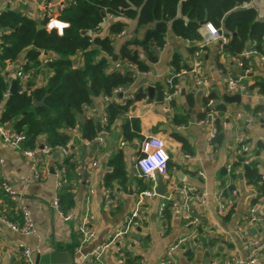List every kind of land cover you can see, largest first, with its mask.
I'll list each match as a JSON object with an SVG mask.
<instances>
[{
    "label": "crops",
    "instance_id": "0c3cea01",
    "mask_svg": "<svg viewBox=\"0 0 264 264\" xmlns=\"http://www.w3.org/2000/svg\"><path fill=\"white\" fill-rule=\"evenodd\" d=\"M9 1L0 0V14L12 10L41 22L45 6L50 8L53 17L57 18L60 15L57 13L59 8L72 0H13L11 3ZM249 6L255 7L259 12V18L264 20V0H251ZM119 20L128 26L126 34L115 39L117 49L131 39H143L148 27L138 28L135 20ZM111 22L112 20H106L100 36L109 34L108 27ZM58 25L56 22L50 23L46 29L50 31ZM199 32L202 36V31ZM190 45L188 41L174 36L169 30L165 46L157 50V62L150 63L145 53L137 48L140 59L149 65L150 70L140 71L133 84L113 97L110 103L125 105L139 92H146L148 96L142 101H136L130 111L111 126L102 146L87 147L85 140L81 138L80 125L76 130L69 131L71 140L74 141L71 155L65 158L55 149L43 161V166L50 169V173L41 181L29 180L24 183L23 180L30 174V161L20 152L6 148L0 140V201L4 202L5 209L10 212L8 199L1 189V183L7 181L26 198L39 234V238L23 235L0 223V264H11L9 255L16 258L19 245L39 251L34 255L37 264H75L74 252L81 245L77 226L82 220L91 188L95 191L90 206L96 217L97 235L83 251L91 252L106 242L120 230L125 219L131 216L139 200L141 192L137 180L141 177L136 172L135 160L142 155L141 149L150 137H157L166 142L171 157L169 175L173 183L176 186H193L199 192L206 191L208 202L205 206L195 208L191 220H186L178 213H172L171 220L166 224L159 215L163 197L147 200L148 207L138 220L136 228L120 241L110 245L104 255L103 264H122V254L125 253L145 260L146 264H159L168 248L182 238L186 239L183 249L175 254L179 264H228L232 258L248 264V260L253 257L257 258L256 264H264V199L257 204L261 220L251 222L246 218V212L257 197V192L254 187L246 184L242 167L234 169V164L238 162L237 139L240 135L246 136L252 150L256 148L257 142H264V112H260L262 116H258L259 113L255 116L251 112V109L257 107L264 108V96L260 94L259 88L250 89L257 78L264 80V63L257 57L252 58V69L246 74L238 67L235 59L220 55L216 42L208 46L204 56V70L218 104H225V112L223 115L221 112L220 114L226 120L223 141L219 144H210L206 132L198 126V120L203 117L202 108L206 100L203 92L196 88L189 77L184 80L182 96L175 98L170 104L156 101L157 86L164 85L172 67L173 57L179 54L190 65L193 59L188 51ZM25 59L24 53L16 64H23ZM4 72L9 75L12 86L17 80L15 70L6 67L2 72L0 69L1 74ZM50 76V69L44 68L38 85L44 86ZM228 76L242 77L244 83L249 86L250 95L242 97L241 104H228L223 100L225 95H229L226 86ZM150 87L155 89L153 98L149 96ZM190 94L195 98L193 104L187 98ZM105 107L104 98L99 97L85 111L84 117L92 118L97 123ZM239 112L245 113L241 119L237 118ZM177 116L179 120L187 119L188 122L178 124L175 122ZM251 116L255 118L254 121H250ZM134 119L141 122L143 140L126 142L123 125L125 122L131 123ZM174 134L181 135L186 144L176 140ZM38 142L40 147L46 145L44 137ZM122 142H125L124 147H121ZM119 151H123L125 155L129 182L126 187L117 183L106 187L105 176L113 171L109 162ZM68 158L75 166V169L71 170V175L69 174L70 178L75 179L80 175L83 182L77 191H72L75 195V207L69 212L73 215L72 219L66 221L53 206L54 200L60 194L55 187L56 177L53 169L59 164L65 165ZM93 159L98 161L97 169L89 168ZM258 162L261 173L264 174V160L260 158ZM229 165H232L230 172L227 170ZM232 187L238 192L235 205L230 211L220 213L219 203H225L231 197ZM106 191L115 200L110 208L105 207ZM217 194H221V197L219 198ZM246 240L254 242L255 245L247 247ZM188 253H191V259L188 258Z\"/></svg>",
    "mask_w": 264,
    "mask_h": 264
},
{
    "label": "trees",
    "instance_id": "16d2710c",
    "mask_svg": "<svg viewBox=\"0 0 264 264\" xmlns=\"http://www.w3.org/2000/svg\"><path fill=\"white\" fill-rule=\"evenodd\" d=\"M250 2L251 0H72L60 11L59 19L69 24L62 33L56 29L38 30V25H48L47 19L37 22L24 13L4 11L0 14L2 72L8 64L19 62L24 53L28 60V63L23 65L26 72L32 68L40 72V58L43 55L54 56L55 60L42 68L51 71V76L44 86H39L35 77L26 84L17 80L18 91L9 94L8 98H5V95L11 88L9 75L6 72L0 73L2 120L10 122L16 131L26 136L23 148L27 150L39 148L38 140L41 137L45 138L46 145L54 149L64 146L71 140L69 131L78 125L81 138L92 140L98 135L96 123L92 118L84 117L85 107L92 106L94 100L99 97H111L115 90L129 88L134 82L130 72H120L114 68V57L118 56L117 60L136 64L139 71L147 72L150 67L140 59L137 48L145 53L150 63L157 62V50L165 46L169 30L174 36L191 44L188 51L192 56L198 48V43L203 40L199 32L203 22L221 28L229 38L228 44L225 45L226 57L241 58L243 71L252 69L251 59L243 58L242 54L249 49L264 53V20L259 18L255 7L246 6ZM109 16L112 17L108 27L109 34L100 36ZM119 19L135 20L138 28L148 27L143 39H131L117 49L115 39L128 26ZM172 66L176 71L189 67L179 54L173 57ZM255 88H259L260 94L264 96L263 79L257 78L255 84L250 87L252 90ZM164 90V85L157 86L158 103L164 102ZM147 96L148 93L139 92L134 100H128L125 105L110 103L107 107L109 123L105 129L109 131L118 119L130 111L136 101H142ZM187 98L194 103L193 94ZM211 98L217 97L212 94ZM44 99V105L35 104ZM246 108L250 110L249 107ZM217 109L223 115L225 104H218ZM251 112L257 116L258 113L264 112V108L257 107L251 109ZM175 122L186 124L188 121H181L177 116ZM223 123H226L225 117L220 115L219 133L213 144L223 141ZM123 131L126 142L143 140L141 122L138 119L131 123L125 122ZM174 138L186 144L181 135L174 134ZM255 147V155L259 156L264 152V142H257ZM109 164L113 171L105 176L106 187L114 183L126 187L129 174L124 152L119 151ZM65 166L71 175L75 166L69 158L65 161ZM237 167H242L246 184L256 189L257 197L252 205H257L264 199V181L259 162L245 165L243 159H240L234 164V169ZM232 175L237 177L233 173ZM137 181L139 192L153 187V182L144 178ZM233 189L234 187L230 191ZM58 198L64 214H68L75 207V195L69 188H64ZM13 210L12 208L8 212L9 217L13 222L21 224V218ZM171 216L172 211L168 207L161 219L167 224ZM124 256L122 264H135L140 260L131 253H125ZM187 256L192 258L191 253Z\"/></svg>",
    "mask_w": 264,
    "mask_h": 264
},
{
    "label": "built area",
    "instance_id": "2783aa9c",
    "mask_svg": "<svg viewBox=\"0 0 264 264\" xmlns=\"http://www.w3.org/2000/svg\"><path fill=\"white\" fill-rule=\"evenodd\" d=\"M10 0L9 2L11 3ZM248 6V4L246 5ZM65 6H61L59 8L60 11ZM44 14L41 15V21L45 19L48 20V24H52L54 22L59 25L56 28L60 33L66 29L69 24L60 20V15L55 18L53 17V13L48 7H44ZM109 20H112V17L109 16ZM202 31L203 40L198 43L197 50L192 55L193 59L188 65L189 67L183 69L181 71H176V69L172 66L170 68L169 75L165 78L164 81V102L165 104H170L175 98L180 97L184 93V80L186 77H189L190 80L194 83L196 88L200 89L205 97L206 103L202 108L203 117L198 120V126L201 130L206 132V136L208 142L212 144L216 139L219 130H218V120L220 118V111L217 109L218 102L216 99L211 98L212 90L210 85V80L208 76H206L204 70V56L206 54V50L211 43L216 42L219 47V53L221 56L225 55V45L228 44L229 38L225 35L224 31L221 28L215 27L211 23H206V25L202 26L200 29ZM126 30H124L119 36L122 37L126 34ZM2 31L0 30V44L2 42L1 39ZM189 43V42H188ZM242 57L245 59H251L257 57L261 62L264 63V53H259L255 49H249L244 51ZM41 68L40 72H38L35 68H32L29 72L25 71L24 64L28 63V60L25 59L23 64H8L7 69H14L16 73L17 80H20L22 84L28 83L34 77L36 79H40L42 75V68L47 67L48 64L55 60L54 56L43 55L41 56ZM238 67L240 69L243 68V62L241 58L235 59ZM114 68L120 72H130L134 80L136 76L140 73L138 66L133 64L127 60H116L114 61ZM46 69V68H45ZM246 74L250 72V69L244 71ZM39 81V80H38ZM226 86L227 91L230 96L240 95L241 97H248L250 95V89L247 84L244 83L242 77H231L228 76L226 78ZM123 89H118L113 92L111 97H103L106 102L105 110L102 116L99 118V122L102 127L101 133H98L97 137L92 140H85V144L89 148H94L95 146H102L105 142L106 137L109 135V131L105 129L109 123V118L107 114V107L110 104L113 97H116L118 94L123 92ZM9 93L5 95V98L9 97ZM135 95L131 97V99H135ZM89 107H85V111ZM3 108L0 107V140L2 144L13 151L20 152L30 161V174L29 176L23 180L24 183H27L29 180L41 181L46 175L50 173V169L43 166V161L46 157H48L55 149L48 146L43 145L42 147L36 148L34 150H27L23 148L24 143L26 142V136L13 128V125L10 122H4L2 120ZM245 113L239 112L237 114V118L241 119ZM258 116H262L259 113ZM255 118L251 116L250 121H254ZM223 127H226V123H223ZM78 127L76 126L74 129L76 130ZM73 130V129H72ZM70 130V131H72ZM238 142V150L237 156L238 160L243 159V164L248 165L254 161H258L260 158L264 160V152H261L259 156L255 155L249 144L247 143V138L244 134L240 135L237 139ZM74 141L70 140L66 145L60 146L56 148V150L60 151L61 154L67 158L71 155V151L73 149ZM125 146V142L121 143V147ZM142 155L138 156L135 160V168L139 177L146 179L147 181L153 182V187L149 190H144L140 193L139 200L136 203L135 209L132 212L131 216L125 219L120 230L115 232L110 238L93 249L91 252L85 253L83 248L91 243L96 238V217L94 216L91 210V197L95 193L94 189L89 190V196L86 200V209L84 211L83 217L79 225L77 226V232L81 236V245L75 249V264H103V258L105 253L107 252L110 245L114 242H118L124 237L127 233L132 231L138 225V220L145 212L148 207L147 200L154 199L158 197L155 192V176L156 174L161 175L167 181V192L163 197V202L159 208L160 217L163 215L164 211L170 207L172 213H178L183 216L186 220H191L193 218V213L196 207L205 206L208 202V193L206 191L199 192L195 187L190 185H182L176 186L173 183L169 175V163L171 160L170 154L168 152V148L166 142L163 139L157 137H150L147 141H145L144 148L141 149ZM162 161V162H161ZM98 161L93 159V161L89 164V168L97 169ZM232 169V165L227 166V170L230 172ZM54 175L56 177L55 187L58 192H61L64 188H69L71 191L75 192L78 190L79 186L82 184L83 180L80 178V175L75 179L70 178L67 167L64 164H59L55 166ZM203 175V174H202ZM262 180L264 181V174H262ZM1 189L3 190L5 196L9 202V209L12 208L15 210L17 215L21 218V224L15 223L9 217L8 211L5 209L4 202L0 201V223L7 225L13 231L27 235V236H36L39 238V234L36 230L35 224L33 223L31 212L28 208L27 200L22 195L19 194L15 188L7 181H3L1 183ZM105 194V207L110 208L115 200L112 199L111 194L109 192H104ZM218 197H221V194H217ZM238 196L237 190H232L231 197L227 199L225 203H219V212L224 213L230 211L235 205V199ZM11 206V207H10ZM53 206L55 210L60 214L64 220L69 221L72 219L73 215L71 213L64 214L61 210L59 198L53 202ZM13 210V211H14ZM259 207L257 205H250L247 208L246 218L251 222L256 223L261 220L259 214ZM247 241V240H246ZM186 242V239L182 238L177 243L171 245L166 251L165 257L159 264H179L176 259V252L180 249H183V246ZM255 243L252 241H247L246 246L251 247L254 246ZM19 251L16 258L13 255H9V259L11 264H37L34 255L35 252H39L38 250H34L28 246L19 245ZM124 254H122V259H124ZM257 258H251L248 260V264H256ZM135 264H146L145 260L140 259ZM217 264V263H215ZM228 264H243L240 260L236 258H232L228 261ZM247 264V262H246Z\"/></svg>",
    "mask_w": 264,
    "mask_h": 264
},
{
    "label": "water",
    "instance_id": "95a60500",
    "mask_svg": "<svg viewBox=\"0 0 264 264\" xmlns=\"http://www.w3.org/2000/svg\"><path fill=\"white\" fill-rule=\"evenodd\" d=\"M202 25H206L205 22L202 23ZM46 27L43 25H38V30H44ZM118 59V56L114 57V60L116 61ZM18 91L17 88V80H15L10 88V94H15ZM149 92V96L150 98L154 97V93H155V89L153 87H150L148 89ZM223 100L225 103L228 104H241L242 101V97L240 95H234V96H230V95H225L223 97ZM38 106L44 105L45 104V99L42 100L41 102H36L35 103ZM96 127H97V132L101 133L102 131V127L99 121H97L96 123ZM155 192L159 197H164L166 192H167V181L159 174H156L155 176Z\"/></svg>",
    "mask_w": 264,
    "mask_h": 264
},
{
    "label": "clouds",
    "instance_id": "9594fccd",
    "mask_svg": "<svg viewBox=\"0 0 264 264\" xmlns=\"http://www.w3.org/2000/svg\"><path fill=\"white\" fill-rule=\"evenodd\" d=\"M162 162V161H161Z\"/></svg>",
    "mask_w": 264,
    "mask_h": 264
}]
</instances>
